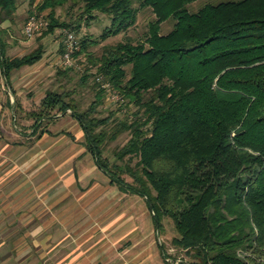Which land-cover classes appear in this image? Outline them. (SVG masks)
Segmentation results:
<instances>
[{"label":"trees","instance_id":"16d2710c","mask_svg":"<svg viewBox=\"0 0 264 264\" xmlns=\"http://www.w3.org/2000/svg\"><path fill=\"white\" fill-rule=\"evenodd\" d=\"M68 1L38 3V13L47 10L42 35L77 31L94 12L110 24L98 39L81 37L73 55L85 65L81 91L46 90L28 112L32 133L69 109L110 181L145 198L158 233L163 219L172 221L171 249L184 256L179 264H264V0H217L194 11L188 4L196 0H142L155 17L144 38L126 35L99 53L90 47L135 24L133 0H73L69 8L78 12L66 22L55 8ZM18 5L0 0V21L13 19ZM168 19L173 25L162 33ZM3 32L0 67L9 80L11 70L40 60L44 45L9 57ZM73 70L62 66L56 74L69 80ZM86 88L93 99L81 107L76 95ZM109 96L113 108L104 103ZM124 132L110 162L103 150Z\"/></svg>","mask_w":264,"mask_h":264},{"label":"crops","instance_id":"0c3cea01","mask_svg":"<svg viewBox=\"0 0 264 264\" xmlns=\"http://www.w3.org/2000/svg\"><path fill=\"white\" fill-rule=\"evenodd\" d=\"M50 51L39 60L45 69L54 63ZM39 63L10 71L18 98ZM10 97L0 67V264H170L146 200L121 190L84 156L78 121L62 126L64 132H45L38 148L3 141L2 131L9 129V136H21L8 127ZM69 116L75 119L65 113L53 122ZM68 132L75 141L68 142Z\"/></svg>","mask_w":264,"mask_h":264},{"label":"rangeland","instance_id":"374dc122","mask_svg":"<svg viewBox=\"0 0 264 264\" xmlns=\"http://www.w3.org/2000/svg\"><path fill=\"white\" fill-rule=\"evenodd\" d=\"M19 5L17 8V11L13 15V19H7L5 20L6 26V32L1 33L2 39L6 42L7 46L10 45L11 48L5 47V52L9 54H23L28 53L31 50H33L36 46H38L40 43H43L44 45V51L42 53L41 59H43L44 53L46 51V48H51L52 51L48 54V57H50V61L52 58L54 59V63L52 64L51 68L45 69L42 64L44 62H40L39 65L35 68V71H33L29 76H34V81L28 84L27 88L24 91L25 93L19 94V98L21 101H19V98L16 96L20 107L15 108V100H14V94H10V100L12 101L8 108V115H9V125L8 127H11V131H17L21 134V136H9L8 132H10V129L7 131H2V137L5 139L3 141L9 142L10 145H12V141L15 140V143L13 145H18V147H32V148H38V144H40V140L42 139L41 136L45 134V132H50L51 134L55 133L56 130H50L57 127H67L68 124H72L73 122H76L77 120L71 118L70 116L62 120H58L53 122L56 118L64 116L65 113H57L56 116L51 118L49 121L44 120L43 124L40 128L37 129V133L33 132L34 126V118L31 117L28 112L30 110H34L38 107L40 99L43 97L44 93L48 89H59L60 86L63 87V89L70 90V89H76L78 92L81 91V88L78 87L77 81L78 77L80 76L81 70L84 69L85 65L82 63H79V67H73V71L71 72L70 79H66L64 77L57 76L56 70L58 67H62L61 65V53H60V47L63 46V38L64 33L63 30H69L72 31L73 34L76 36V39L80 41L81 37L84 35H88L91 38H99V34L101 33L102 29L110 24V18L107 15L94 12L93 17L87 21V23H82L80 28L76 31L72 28L62 27V28H56L53 33L48 35H42V29L41 31L35 33L31 37H27L23 34V25L26 19L32 15H43L46 17L47 10L42 11L41 13H38L36 10V6L38 3H40L42 0H32L31 3L30 0H18ZM217 0H196L190 4H188V8L191 11L197 10L200 6L207 2H213ZM73 0H69L66 4L56 7L55 8V14L57 17H59V20H64L66 22L70 21V18L73 17L75 19V15L78 12L77 6H73L72 8H69ZM142 0H133V4L136 8V21L133 26H131L127 31L123 33H119L116 36L109 37L106 40H100L97 44L90 47L91 50L99 53L101 50V47L105 43H114L119 40L125 39V36H131L134 40H141L144 38L145 33L148 28V23L152 20H154V14L150 7L143 6L141 4ZM29 9L32 10L31 13H29ZM48 20V18H46ZM173 20L168 19V21H164L161 23V32L166 33L169 29H171L173 25ZM3 21H0V27ZM13 37V38H12ZM21 40V41H19ZM21 44V45H20ZM12 52V53H10ZM14 52V53H13ZM36 63V62H35ZM37 71L41 72L40 75H36ZM8 83V90L12 92V85L9 80H7ZM10 88V89H9ZM14 91V90H13ZM84 93L83 97L76 95V98L80 100L81 107H84L88 105V103L93 99V91L88 90L87 88L82 90ZM113 97H105L104 103L108 108L115 107L116 104H114V100H112ZM117 107V106H116ZM130 109H133V105H129ZM66 113H70V110H66ZM121 114V112H119ZM6 129V128H5ZM43 130L42 132L40 130ZM66 130L65 128H61L57 133H60L61 131L64 132ZM70 136L65 135L68 142L75 141L76 136L75 134ZM12 134V133H11ZM27 135V136H26ZM8 138V139H6ZM128 138L127 132L122 133L118 136L117 139L114 141H110L103 150V155L107 156L111 161L114 160V156L112 155L113 149L119 147L122 145L125 140ZM2 141V142H3ZM85 142V141H84ZM85 146V145H84ZM86 149V146H85ZM84 156H86L89 160L92 162L94 158L93 155L86 149V152L83 153ZM127 180H130L128 176H125ZM142 199L145 200L144 197ZM146 204L147 209V202L144 201ZM148 213L151 216V211L148 209ZM163 230L162 233H159L160 236V242L164 246V250L168 252V257L170 258L168 263L170 264H177L180 257H184L182 255V252L177 249H171V243L170 239L175 234V230L172 224V221L168 218L163 219Z\"/></svg>","mask_w":264,"mask_h":264},{"label":"built area","instance_id":"2783aa9c","mask_svg":"<svg viewBox=\"0 0 264 264\" xmlns=\"http://www.w3.org/2000/svg\"><path fill=\"white\" fill-rule=\"evenodd\" d=\"M48 24V20L43 15L32 14L30 15L23 25V34L27 37L33 36L35 33L41 31ZM63 52L61 54V65L63 67H79L78 61L74 58V52L79 49V41L72 31L63 30ZM101 80V77H97ZM102 87L108 88L105 83ZM177 264H179L177 262Z\"/></svg>","mask_w":264,"mask_h":264},{"label":"water","instance_id":"95a60500","mask_svg":"<svg viewBox=\"0 0 264 264\" xmlns=\"http://www.w3.org/2000/svg\"><path fill=\"white\" fill-rule=\"evenodd\" d=\"M2 71H3V74H4V76L6 77V74H5V72H4V69H3V67H2ZM6 81H7V78H6ZM7 85H8V83H7ZM10 89V88H9ZM10 94L11 95H13V92H11V89H10ZM67 110H69V109H67ZM100 169H101V167H100ZM101 170H103V169H101ZM149 208H151V206L149 205ZM156 229H158V226L156 225Z\"/></svg>","mask_w":264,"mask_h":264}]
</instances>
